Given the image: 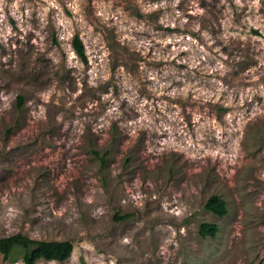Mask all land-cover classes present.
I'll use <instances>...</instances> for the list:
<instances>
[{
	"label": "rangeland",
	"instance_id": "1",
	"mask_svg": "<svg viewBox=\"0 0 264 264\" xmlns=\"http://www.w3.org/2000/svg\"><path fill=\"white\" fill-rule=\"evenodd\" d=\"M14 235L73 244L36 264H264V0H0Z\"/></svg>",
	"mask_w": 264,
	"mask_h": 264
},
{
	"label": "trees",
	"instance_id": "2",
	"mask_svg": "<svg viewBox=\"0 0 264 264\" xmlns=\"http://www.w3.org/2000/svg\"><path fill=\"white\" fill-rule=\"evenodd\" d=\"M73 46L78 56L86 61L84 45L78 37L75 38ZM22 100L20 98V103ZM205 209L219 217H224L228 213L226 202L219 196H212ZM219 231L217 224L203 223L200 227V234L204 238H216ZM73 249V244L68 241H38L23 235L0 240V253L5 260H11L17 251H21L25 264H36L39 260L65 262L71 257Z\"/></svg>",
	"mask_w": 264,
	"mask_h": 264
}]
</instances>
